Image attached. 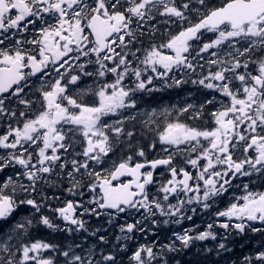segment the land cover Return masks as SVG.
I'll return each instance as SVG.
<instances>
[{"label": "snow or ice", "instance_id": "1", "mask_svg": "<svg viewBox=\"0 0 264 264\" xmlns=\"http://www.w3.org/2000/svg\"><path fill=\"white\" fill-rule=\"evenodd\" d=\"M0 264H264V0H0Z\"/></svg>", "mask_w": 264, "mask_h": 264}]
</instances>
